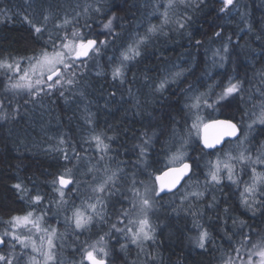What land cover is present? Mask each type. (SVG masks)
I'll list each match as a JSON object with an SVG mask.
<instances>
[{"label":"trees","instance_id":"16d2710c","mask_svg":"<svg viewBox=\"0 0 264 264\" xmlns=\"http://www.w3.org/2000/svg\"><path fill=\"white\" fill-rule=\"evenodd\" d=\"M166 1L0 0V64L20 60V71L33 64L29 58L43 50L52 52L54 45L61 48L67 42L65 37L73 38V32L84 40L97 39L99 51L106 47L108 51L102 50V54L112 55H118L136 37L152 38L125 68L122 82L113 79L106 56L100 57L99 69L92 65L87 71L82 68L84 61L74 59L61 75L75 77L68 88L65 85L51 92L42 106L22 96L17 112L10 105L8 112L2 110L0 116L6 118L0 119V234L6 246L0 255L11 259L14 251L13 257L18 258L20 249L24 250V240L23 244L17 241L20 247L10 248L12 232L18 230L21 239L33 237L31 228L23 231L11 223L12 217L28 212L47 228L60 229V254L54 264L82 262L84 249L100 236L107 243L109 264H224L244 243L254 253L264 244V205L259 203L264 196L260 193L254 213L242 205V186L241 190L229 181L218 190L208 189V197L198 204L165 205L164 200L181 195L189 182L207 180L210 169L206 161L236 142L208 152L193 134L184 158L193 165L191 178L177 193L157 199V209L151 214L155 232L143 254L137 256L134 246L127 248L129 219L139 210L138 199L129 189L155 181L169 167V152L186 140L191 129L190 94L206 93L207 102L213 103L230 78L240 81V90L214 103L203 119H230L241 126L242 135L245 124L254 117L253 110L264 104V0H234L224 12L220 11L222 0H185L173 7L168 24L152 36L148 27L159 24L160 16L154 15L165 9ZM109 19L111 29H105ZM35 27L41 32L36 33ZM225 45L227 53L223 52ZM218 49L225 60L215 55ZM176 71L182 72L177 82L157 91L160 82ZM4 72L0 66V78L9 86L16 78L6 77ZM0 96L7 102L15 98L2 87ZM253 131L251 145L263 141L264 125ZM93 136H99L108 148L98 149ZM147 137H152L151 143L145 145L147 152L141 159L139 146ZM67 170L73 185L63 189L61 198L57 178ZM110 173L115 174L114 183L95 198L92 185ZM17 183L26 192L13 187ZM35 195L42 197L39 203L33 202ZM86 199L103 206L98 211L102 215L87 212L95 222L87 230H78L72 216ZM134 202L138 209L133 208ZM201 228L209 232L203 249L195 244ZM257 230L261 232L257 239L249 236L245 240L247 233Z\"/></svg>","mask_w":264,"mask_h":264},{"label":"snow or ice","instance_id":"6c2138e0","mask_svg":"<svg viewBox=\"0 0 264 264\" xmlns=\"http://www.w3.org/2000/svg\"><path fill=\"white\" fill-rule=\"evenodd\" d=\"M174 0H169V3L167 7H171ZM185 0H181V3H184ZM200 3H203V0H200ZM223 6L221 7L220 11L224 12L228 9L229 6L233 5L234 0H222ZM99 11V9H97ZM165 19L167 18V11L164 13ZM115 17H113L114 19ZM179 23V21H178ZM112 26V19H109L106 24H104L105 29H111ZM179 27L183 28L184 24L179 23ZM36 33L41 32L40 27H35ZM150 32L155 31V28H150ZM217 36L220 35L219 32L216 33ZM72 39H69L68 37H65L66 43H63L62 48L57 49L54 45V51L49 52L47 50H43L38 56L29 58L30 61H34L32 64L33 70L39 69L40 75H45V69L47 70V80H52L54 76H61L62 69H67L72 67L71 61L73 60V57L75 59H79L81 56H87L90 50L99 51L98 48H95V45L97 44V41L95 39H87L84 40L82 37H80V34L77 32L72 33ZM146 38L142 37L138 42L136 46L130 45L126 52L121 53L122 56V63L118 66H116L113 69V79H121L123 78V61H130L135 59V57H138L140 55L139 44L143 43ZM104 41H101V44H103ZM200 41H197V44H199ZM223 52H228L227 45L224 46ZM215 55H218L220 57V60H225V56L220 54V50L218 49ZM0 66H4L3 64H0ZM223 66V65H221ZM8 68H12V65H7ZM17 70H19V65H17ZM181 73H176L175 76L179 77ZM27 76V73H25L24 76H21L20 79L24 80ZM42 81L41 79H37L35 81L36 84H40ZM175 83V79L172 81ZM55 84H59L60 80L57 79L54 82ZM68 83L71 84L72 80H68ZM169 83L168 79L162 80L160 84L157 87V91H163L166 87V85ZM12 88H21V87H28L31 89L32 84L31 82L21 85L19 83L11 85ZM241 82L235 81L230 78L229 82L226 87L223 88V91L218 95L217 100L213 103H208L206 100L204 101V104L208 108H212L214 103H219L220 101L226 100L229 96L233 95L234 93H237L240 90ZM61 95H63V92H61ZM203 95V94H201ZM201 106V100L200 96L194 97V103L190 105L191 108L199 110ZM6 117L0 116V119H4ZM259 123L264 124V110L260 112V115L258 117ZM256 123V121H253L252 124H249L248 127L251 129L253 124ZM195 132V135L199 139V143L202 145L203 149H215L218 145H220L226 137H236L238 135V128L235 123H233L231 120L228 119H209L205 121L197 111L195 115V119L193 120L191 124V129L189 130V135H191L192 132ZM92 139L96 142V146L98 149H107L108 145L104 144L103 141L99 136H93ZM152 137H147L143 140V144L140 145V157L143 159L147 152V148L145 145H149L151 143ZM63 142V141H61ZM188 143V140H184L181 144V148H184V146ZM187 155L186 151L177 150L175 153H173L169 157V164L171 167H169L166 171H162L161 174L155 176V181H153V184H158V189L153 187L149 189L148 186H145L144 188V194H141L139 189H133L134 196L138 198V203L140 205L138 213H139V219L137 221L129 220V223H138V228L136 229L134 235H133V243H136L137 239L142 237L143 240H152L153 235L155 232L154 226L150 223L149 217H148V211L153 207V201L149 198V191H151L155 196H159L160 193L167 191H172L173 188L177 186V184L180 183V181L185 177L188 176L189 172L191 171V165L185 161L184 157ZM65 159H68L67 154H65ZM232 159H239L241 162H244L245 160L251 159L250 156L245 155L244 151H241L238 157L229 156V160ZM256 162L264 163V157H257ZM221 164H223V168L227 170V178L232 181L234 184L236 183V180L234 179L233 175V165L228 162H221L217 161L215 165L212 166V168L209 170L208 176L210 177V180L212 182H215L216 184H219L221 182V177L219 173L221 172ZM68 172L70 170H67L65 174L60 175L57 180L60 185L59 188L56 190L59 192L61 198L64 197V191L63 189L67 187L69 184H71L73 181L71 177L68 175ZM115 175V174H113ZM53 183H56L54 181ZM17 190H20L22 192H26V190L22 189V185L17 183L13 185ZM259 190V193L261 196H264V172H257L255 168L252 169V182L250 184H247L244 188V192L241 194L242 198V204L248 207L249 209H254V205L258 202L255 197L257 194V191ZM97 191L103 192L104 191V185H101ZM193 195H201L199 193H192ZM249 199H252L253 203L249 204ZM32 200L34 203H39L42 200V197L40 195H35L32 197ZM99 203V201H98ZM261 205H264V200L259 201ZM88 208L91 209L92 213H94L96 216H101L102 213L97 211V204H89ZM133 208H136V202L133 203ZM127 211L124 213V215H127ZM33 213L28 212L24 216H14L12 217L11 223L13 226L16 225H28L32 224L35 228L39 230V220L40 218L37 217L36 219H32ZM73 217L75 220V228L78 230H87L89 226L92 223L93 216L90 214H85V212L81 211L80 209H76L73 213ZM123 223V221H121ZM113 228H116V225H112ZM197 227H200L197 225ZM117 231H122V229L116 228ZM129 232H132V228H128ZM52 234H55V229L52 230ZM5 235H8V233H5ZM13 240H17L20 243H24V241L21 239L18 235H12ZM209 239V233L206 229L201 228L199 235L195 239V244L197 247L203 249L205 248V244ZM249 239L248 236H245V240ZM104 236H100L99 240L92 244L90 248L84 249V256L82 258V264L83 260H86L89 262V264H107V257H108V251L103 246ZM5 240L3 237H0V245H4ZM48 245L51 248L52 240H48ZM26 246V245H25ZM253 247H258L257 245H253ZM35 244H33V251H36ZM239 249H237V252ZM257 255L260 257V264H264V247H259V250L255 253L249 254V261L248 264H254L252 261V255ZM47 259H51V256H46ZM0 264H12V260L4 255H0Z\"/></svg>","mask_w":264,"mask_h":264},{"label":"rangeland","instance_id":"374dc122","mask_svg":"<svg viewBox=\"0 0 264 264\" xmlns=\"http://www.w3.org/2000/svg\"><path fill=\"white\" fill-rule=\"evenodd\" d=\"M168 3H169V0H167L165 2V9L160 10V12L159 11L156 12V14L154 15V16H158L159 15L160 16L159 17L160 20H159V24H157L158 26L154 25V24H151L148 27V30L150 28H155V31H153V32L148 31V33L150 35L154 36V35H156V33L158 34L157 31H160L161 28H163L164 26H166L168 24L169 19H171L173 17L172 16L173 15V7L176 4H185V2L181 3V0H174L172 6L171 7H167ZM165 11H167V18L166 19H165V16H164ZM141 38L142 37H136L133 40H131V42H129L127 44V46H126L127 48L119 50L118 55L117 54L112 55V54H109V53L105 54V52L102 54V50H105L106 47H104V49H102V50L100 49V51H98V52L94 51L92 56L83 63V65H82L83 67L82 68L84 69V71H87V70L92 68V65H94L93 67H96V69H99L101 67V64H100V59L101 58L100 57H102V56L105 57L106 56L108 61H109V66L111 68V71L113 73V69L116 66H118V65H120L122 63L121 53L126 52L130 45L136 46L137 42ZM144 38H146L144 40V42L139 44V49L138 50L140 52L142 50L143 45L145 44V41H147L148 39L149 40L152 39L148 35L145 36ZM61 48H62V46H61ZM105 51H108V50H105ZM95 55H97V56H95ZM74 59L75 58L73 57V60ZM90 59L92 61H89ZM130 61H123V65H124L123 72H124L125 68L129 66ZM89 62H94V63H89ZM21 63L22 62L20 60H16L14 62V64L4 63L3 64L4 66H2V69L5 71L4 73H6V77H7V75H9L10 77L16 78V79L12 80L10 85L8 86L7 84L3 83V81L1 80V79H5V78L4 77L0 78V84H1L0 87H2L5 90V92L7 90V93L9 94V96H15V98L12 100V102H9V101L7 102V100L4 99L3 101H5V103L1 99L2 96H0L1 97L0 98V108H1L0 113L1 114H2V110L4 112H8L9 109L7 107L9 105L15 107L14 111L17 112L18 108H20L22 106L21 102H20L21 101L20 99H21L22 96L28 97L29 100L32 101V103H34V105L36 104V106H42V104H41L42 101L44 100L45 97H48L51 92H54L58 88L64 87L65 85H67V88H68L71 85V84L68 83V80L75 79V77L72 78V77H67V76H60L58 78L60 80L59 84H55L54 83L55 81L53 83H48L46 81V76H47V70L46 69L44 70L45 71V75L44 76L40 75V70L39 69L33 70L32 64L28 65V66H24V67L22 66L21 71H20V69L17 70V65H20ZM71 63H72V61H71ZM7 65H12V68L11 69L8 68ZM25 73H27L26 78L24 80H21L20 77L24 76ZM176 73H182V72L181 71H176L175 73H173L171 75H168L166 78L168 79L169 83L166 85L165 88H167L171 84H174L172 82L174 79L177 82V77L175 76ZM37 79H41L42 82L40 84H36L35 81ZM29 82H31V84H32L31 89H29L28 87H21V88H12L11 87V85L16 84V83H19L21 85H25V84H27ZM201 94H203V95H201ZM196 96H200V100H201V106H200L199 110L193 109V108L190 107V105L192 103H194V97H196ZM206 97H207L206 93H202L200 91L198 93L190 94L189 99L191 100V103L188 102V106L190 107V109L192 111V120L195 119V115H196L197 111L199 112V115L202 118H204V115L208 111V107L204 104V101L205 100L207 101ZM19 104H20V106H19ZM258 108H259L258 110H253V112H254L253 116L254 117L249 119V121L245 124V130H244V134L242 135V137L238 141H236L235 143H232V145L230 147H228L224 152H217L214 159H209V160L206 161V167H209V169H211L212 166L215 165L218 160L221 161V162H228V163L232 164L234 166L233 167V175H234V179L236 180V183L234 184L232 181H230L227 178V170L224 169L223 168V164H221V172L219 173V175L221 177V182L219 184H216L215 182H212L210 180L209 176H207V180H203L201 182L191 181V182H189L187 184L185 189H183L181 195H178L177 197H172L171 196L170 197L171 199L164 200V202L167 203L165 205H167L168 207L172 208V207H175L176 204H177L180 208H182L184 206L185 202H188V201H190L189 204L190 203L191 204L192 203L193 204L194 203L198 204V202H200V201H202V200H204V199H206L208 197V194H207L208 189H210V190H213V189L214 190H218V189L221 188L222 184H224L225 182H228V181H229V183H232L235 186H239L240 189H241V186H242L243 192H244L245 186L252 182V169L255 168L257 172H264V163L256 162L257 161V157H264V139L260 143L257 142L254 145H251V140L256 135V134H254L255 131H253V128H255L257 125H264V124H260L259 120H258L260 112L262 110H264V104L260 105ZM3 117H5V115H3ZM253 121H256V123H254L252 128L250 129L248 127V125L252 124ZM193 134H195L194 131L191 133V135H189V134L187 135L186 140H188V143L184 146V148H181V145H179L173 151L169 152L170 156L173 153H175L177 150L186 151L187 148H188V145L191 143ZM241 151H244L245 155L250 156L251 159L245 160L244 162H241L239 159L229 160V156L230 155L234 156V157H238ZM185 161H186V159H185ZM169 167H171L170 164H169ZM208 173H209V171H208ZM113 177L114 176L111 175V173L110 174H105L103 176V181L97 182L96 184L92 185L90 190H91L92 193H94L93 195L95 196V198L98 199L99 197H101L100 195L104 192V191L103 192L97 191V189L101 185H104V190H106V188L108 187V185H110L111 182L114 183L113 181H115V180H114ZM145 186H148L149 189H151L153 187L158 189V186L156 184H153L152 181L144 182V185L142 186V188H135V189H139L141 194H144ZM129 191H131L132 194L134 195V192H133L132 188H130ZM194 192L195 193H199L201 195H193L192 193H194ZM148 195H149V198L152 199V201H153V207L148 211V217H149L150 223L153 225L151 214L153 212H155V210L157 209L156 207L158 206V202H159L160 197L162 196V193H160L159 196H155L151 191H149ZM258 195H259V190L257 191L256 197H255V199L257 201H258V197H257ZM157 199H158V202H157ZM88 200L89 199L84 200L83 203L84 202L85 203L84 204L82 203L81 204L82 206L78 208L81 211L85 212V214H87V212L91 211V209L88 208V205L90 203L91 204H96V203L90 202ZM241 201H242V198H241ZM252 203H253L252 199H249V204H252ZM256 205H257V207H256ZM102 207L103 206L97 204V211H100V209ZM139 207H140V205L138 203V208ZM243 207H245L250 212L254 213L253 209H249L245 205H243ZM138 208H136V209H138ZM257 208H258V203H256L254 205V209H257ZM134 213L135 214H132L133 217L130 218V219L133 220V221H137L139 219L138 210H137V212L134 211ZM171 216H173V214ZM37 217L38 216H36L33 213L32 219H36ZM100 218H101V216H100ZM71 222H72V224L75 225V220H74L73 216H72V221ZM94 222H95V219L93 217L92 223H94ZM97 222H99V221H97ZM39 225H40L39 230L37 228H35L32 224L16 225L17 228H18V226H21L23 228V231H24V227H28L29 230L31 228L30 231H32L33 237H28L27 236L25 238H22V240H24L26 242V244H25L26 246H24L25 247L24 250H22V248L20 249V253L21 254L18 256V258L16 256L13 257L14 256V251H12V253H11V255H12V257H11L12 264H54L55 261L57 263V261L59 259V254H60V251L58 249L57 243L59 241H62V238L60 236L61 235L60 229L58 227H55V226L47 228L42 223V220H39ZM138 226H139L138 223H129V226L127 228H132L133 231L130 232V238H129L130 239V244L127 246V248L129 250L131 246H134V248H135L134 253L137 256H141L143 254V251L147 247V243L150 240L145 241V240H143L142 237H140V238L137 239L136 243H133V235H134L136 229L138 228ZM53 229H55V234L54 235L52 234V230ZM17 231L18 230H16V232H12V233L14 235H16ZM12 233H10V234H12ZM260 234H261V232H259L257 230V231H252L250 234L247 233V236L248 237L252 236L253 238L257 239L260 236ZM10 239H11V241H10V244H11L10 248L11 249L20 247V244L17 242V240H13L12 236H10ZM49 239L52 240V245L53 246L51 248L48 245V240ZM96 242H97V240L92 242V243H90L88 248H90V246L92 244L96 243ZM33 244H35V247L37 249L36 251H33ZM247 245H248L247 242L244 243V245L242 246V249H239V251L236 254H234L229 259L225 258L224 264H248L249 257L242 258V256H243V254L250 253L251 251L254 253V250H251V249L247 250ZM259 245L260 244H257V246H259ZM103 246L107 250V243H106L105 240L103 241ZM259 247H258L257 250H259ZM261 247H264V244H262ZM46 256H51L52 258L51 259H47ZM108 257H109V254H108ZM251 258H252V261L254 262V264H260V257L259 256L253 254ZM60 261L62 263H66L65 259H60ZM139 261H140V259L137 260V261H134V263H138ZM69 264H82V262H79V263L78 262L77 263L70 262ZM83 264H89V262L84 260Z\"/></svg>","mask_w":264,"mask_h":264},{"label":"water","instance_id":"95a60500","mask_svg":"<svg viewBox=\"0 0 264 264\" xmlns=\"http://www.w3.org/2000/svg\"><path fill=\"white\" fill-rule=\"evenodd\" d=\"M90 39H95V38H90ZM95 40L97 41V44L95 45V48H97V47L99 46V41H98L97 39H95ZM93 51H94V50H90L87 56H81V57L79 58V61L87 60V59L90 57V55L92 54ZM61 74H62V71H61ZM57 78H58L57 76H54L52 80H47V76H46V81H47L48 83H53L55 80H57ZM228 120H230V119H228ZM231 121H232V120H231ZM232 122L235 123V124L237 125V128H238V135H237L236 137H226L225 140H224L220 145L217 146V148H215V149H205L206 151L213 152V151H216V150L223 149L224 146H225L227 143H229V142H235V141H237V140L241 137L242 130H241L239 124L236 123V122H234V121H232ZM188 163L191 165V171L189 172L188 176H185V177L180 181V183L177 184V186H176L175 188L172 189V191H167V190H165V191L163 192L164 195H171V194L176 193L177 191H179V190L182 188V186L184 185V183L186 182V180H188V179L191 177V175H192V173H193V165H192L190 162H188ZM167 169H168V168H167ZM167 169H166V170H167ZM166 170H164V171H166ZM160 174H161V173H160ZM70 185H71V184H69V185H68L67 187H65L64 189H67ZM157 185H158V184H157ZM0 237H3V236L0 234ZM3 239H4V238H3ZM4 240H5V239H4ZM5 246H6V241H5V244H4V245H0V251L3 250V249L5 248ZM107 264H109V260H108V259H107Z\"/></svg>","mask_w":264,"mask_h":264},{"label":"flooded vegetation","instance_id":"af4514ba","mask_svg":"<svg viewBox=\"0 0 264 264\" xmlns=\"http://www.w3.org/2000/svg\"><path fill=\"white\" fill-rule=\"evenodd\" d=\"M239 126H240V125H239ZM240 128H241V126H240ZM241 129H242V128H241ZM186 182H187V180H186ZM186 182H185V183H186ZM71 184L73 185V182H72ZM184 185H185V184H184ZM184 185H183V186H184ZM157 186H158V185H157Z\"/></svg>","mask_w":264,"mask_h":264},{"label":"bare ground","instance_id":"6f19581e","mask_svg":"<svg viewBox=\"0 0 264 264\" xmlns=\"http://www.w3.org/2000/svg\"><path fill=\"white\" fill-rule=\"evenodd\" d=\"M159 175V174H158Z\"/></svg>","mask_w":264,"mask_h":264}]
</instances>
